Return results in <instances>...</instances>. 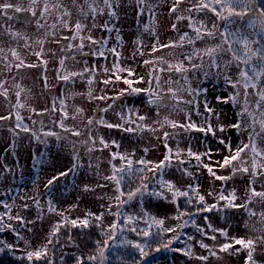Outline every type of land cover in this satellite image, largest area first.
<instances>
[{
    "label": "rangeland",
    "instance_id": "rangeland-1",
    "mask_svg": "<svg viewBox=\"0 0 264 264\" xmlns=\"http://www.w3.org/2000/svg\"><path fill=\"white\" fill-rule=\"evenodd\" d=\"M5 2L14 6L19 5L22 9L29 8V0H0V4ZM46 2L49 10L41 16L40 13ZM96 2L103 7L102 0H96ZM150 2L156 5L154 16L146 8L140 11L135 0H113L116 12L114 17L109 16L108 10L105 9L103 15L97 13L93 18L89 14L85 18L81 15L79 7L84 5L87 10L84 0H76L75 4L73 0H38L34 6L35 16L31 11L17 13L14 8L0 12V49L3 50L0 52V92L7 90V97L0 95V117H9L0 120V215L19 214L25 220L34 221L25 228H21L17 221H8L17 228L23 239H19L11 230L6 229L0 232V240L14 246L11 249L12 252L26 254L27 251H35L47 243V237L53 225L62 220V216L56 212H48L49 201L58 212H62L67 217L82 219L87 212L95 215L104 213L102 221L107 227L115 221L120 227L117 229L115 242H110L112 246L107 250L108 252L117 250V246H126L122 244L125 239L143 243L144 238L130 229L133 226L138 229L147 228V224L140 219L145 211L158 219H163V228H174L189 217L184 216L181 221L174 219L177 214V201L175 204L171 202L172 193L166 188H161L159 183L161 179L171 181L175 188L180 190H187L189 185L198 186V194L204 196V204L207 205L217 204V196L220 193L227 197L235 190V203L241 205L247 203V209H225L226 201L221 200L218 203V209L223 211L195 212L192 219L197 226L204 229L207 235H202L191 223L183 229L177 228L176 232H167V239L162 238L164 243L177 234L179 238L174 240L167 249L160 247L155 257H152L151 264H246L248 250L234 244L228 251L220 252L219 246L230 243L233 237L255 239L257 236H264V221L261 220V214L264 213V201H261L259 197H253L252 202L248 203L250 188L258 192L264 191V169H257L258 175L255 177L251 175L252 154L250 151L241 154L242 159L247 161L246 166L249 172L237 174L227 181L216 180L203 167L204 164H208L216 175L231 177L232 167L220 168L217 162L223 161L225 156L231 154L225 144H229L234 152L237 147L249 143L250 134L255 136L257 148L264 150V132H260L258 124L254 132L247 116L243 117L240 131L231 127L240 119L237 113L244 105L243 89H239L241 94L236 104L231 101L224 102L230 94L234 95L238 91L225 80V75L233 81L238 78L239 69L236 63L228 68L224 67L225 62L231 60V54L219 53L216 59L220 67L213 68L210 67L208 56L202 58L194 56L191 62L186 60L185 55L191 54L193 48L186 42L182 48H162L158 52H152V45L157 42V38L160 44H168L169 41H178L180 35L189 31L188 20L178 21L177 16L191 15L198 21L203 20L209 29L212 28L213 23H216L221 31L224 28V22L218 21L216 16L207 10L189 13L187 9L196 3V0H183L177 12L173 14H169V8L174 0H150ZM57 3L60 5L59 8L54 7ZM65 10L70 13L69 16L63 15ZM20 13L26 14L27 19L22 20L17 15ZM248 19L237 20L236 24L230 26V30L234 31L237 27H241L244 34L252 38H262L258 35L259 24L257 23L254 31L248 27ZM63 21H67L68 28L64 27ZM77 21L85 25L80 36L91 35L97 41H106L103 56L91 54L99 49L98 44H91L84 39L83 49H78L77 46L81 43L80 38L70 39L74 34V25ZM106 22L113 29L112 31L100 27ZM93 23L97 27H93ZM174 23L176 30L172 29ZM52 25H55V28ZM144 25H148L150 29L154 28L155 35H152L150 31H144ZM13 32L20 35L13 36L11 34ZM65 37L69 39H64ZM137 37L142 40V44L134 43ZM40 41H43L42 45ZM220 43L221 39L217 32L215 38L196 41L194 46L197 49H204ZM69 44L73 47L68 48ZM113 48L116 53H119L118 57L110 51ZM13 49L17 52L19 59L12 56ZM41 49L42 55L38 58L35 53L40 52ZM141 51L143 55L140 54ZM158 57L173 64L182 62L188 71L177 73L174 68L169 71L168 63H159ZM61 59L64 60L62 69ZM146 60L155 61V63L145 64ZM20 61H23L24 65L35 64L37 67L22 66L17 69L16 65ZM41 61H47V64L44 65ZM117 62L121 68L132 69L134 75L128 77L126 71L115 73L113 65ZM192 64L202 65V67L192 68ZM85 68L88 71H85ZM58 69H60L59 73ZM105 69L108 71L106 72ZM67 72L83 73V76L72 77L67 82L57 79L58 74L64 75ZM149 73L152 75L150 76ZM116 74L121 76L120 81L115 80ZM157 75L160 77L159 87L155 80ZM140 77H143V81L134 83L133 87L147 88L151 80L152 88L157 94L166 97L165 106L158 108L156 105H149L148 97L143 92L128 94V85L123 83V79L129 78L136 81ZM90 79L91 84L88 82ZM107 79H111L113 83L105 85L103 81ZM169 88L176 92L178 100L171 98ZM190 89L193 91L190 92ZM89 90L92 97L106 98H89ZM121 90H126L122 96L119 95ZM195 90L201 91L197 95ZM248 91L253 92L251 88ZM17 92H19V102L23 105L20 108L16 107ZM113 97L118 98L112 99ZM217 97H221V100L218 101ZM255 99V96L249 97V109L259 118ZM61 100H63V107ZM205 102L213 110L211 113L205 111ZM108 105L111 107L109 108ZM105 108L107 111H101ZM77 109L82 111L77 112ZM261 109L264 110V104L261 105ZM17 112L22 117V124L26 125L29 131L25 132L16 126ZM63 113H66L62 121L64 128L60 127ZM140 116L146 119L141 121ZM89 118L93 119L91 125L87 123ZM100 118L113 125H123V128H108L96 123ZM165 118L180 124H186L190 119L191 122L205 128L210 124L215 134L173 129L164 123ZM220 125L224 126L223 132L219 130ZM128 127L136 131L131 133L124 131V128ZM65 128L69 131H65ZM71 130L79 131L80 135H73ZM48 131L58 133L62 139L57 140L55 136L45 137L43 133ZM165 132L169 133L167 144L172 149L171 166L164 168L162 174L160 171L145 170L139 174L142 178L137 177V181L149 185V192H161L162 197L148 193L143 196L138 194L133 200L118 208L114 199L117 195L115 184L103 179L112 174L113 165L121 166L119 157L113 160L112 154L127 155L133 160L135 168L143 167L135 164V161L140 159L158 163L167 151L164 147ZM33 133L36 135L34 136ZM101 137L109 147L105 148L100 144ZM45 140L46 143L42 142ZM220 140H223L225 144H221ZM113 141L115 144L112 143ZM89 148L92 151H89ZM189 148L193 153L206 154L201 156L200 164L187 155ZM177 149L180 150V159H183V164L175 156ZM257 160L260 162L259 158ZM74 164L76 168L69 171L73 169ZM234 165L239 167L238 162H234ZM185 169L191 175H185ZM61 172L68 174L59 176L52 185L46 187L47 182ZM86 185L91 190L85 191ZM128 189H130L128 184H123V190L127 192ZM195 197L197 196L194 194L193 198ZM122 199L126 200L127 197ZM35 200L39 201V207L36 206ZM5 204L9 207L6 208ZM25 204L28 205L27 209L24 208ZM109 205H111L110 212ZM203 206L198 205L199 208ZM249 210L255 215L250 216ZM118 211L122 213L119 219L113 215ZM123 216H134L137 219L125 224ZM209 224L214 229L226 230L228 238L225 239L219 232H213L208 227ZM253 227L256 231H253ZM29 228L31 231H28ZM212 235L216 236V240L208 238ZM189 236L192 237L191 240ZM105 238L103 237L102 240ZM25 240L29 242L27 245ZM198 241L209 245L217 252V256L209 255L208 250L202 249ZM58 244L62 247L66 245L64 239L61 244ZM187 245L192 247L191 258L179 251L185 249ZM196 256H208V260L200 261L195 259ZM253 260L255 264H264V242H256Z\"/></svg>",
    "mask_w": 264,
    "mask_h": 264
},
{
    "label": "snow or ice",
    "instance_id": "snow-or-ice-1",
    "mask_svg": "<svg viewBox=\"0 0 264 264\" xmlns=\"http://www.w3.org/2000/svg\"><path fill=\"white\" fill-rule=\"evenodd\" d=\"M183 2V0H174V3L172 6L169 8V14H173L177 12L179 5ZM38 3V0H29V8L28 9H22L19 5H12L11 3L5 2L3 4H0V12H6V10L10 8H14L15 12H21V11H31L32 15L35 16V10L34 6ZM73 3H76V0H73ZM136 5L140 9V11H143L145 8L153 14L154 13V8L155 4L150 2V0H135ZM84 4L87 6V10H85L84 5H80V11L81 15H83L85 18L89 16V14L92 15L93 18L97 15V13L103 15L105 9H107V14L109 16H116V12L114 10V4L113 0H102V5L101 7L99 4H97L96 0H84ZM117 7L119 6L118 4L116 5ZM54 7L59 8L60 5L57 3L54 5ZM49 10V5L47 2L44 4V8L41 11V16L44 15L45 12ZM204 10H207L209 12H212L218 21H223L224 22V28L223 30H219L218 25L216 23H213L212 28L209 29L205 22L203 20H196L194 19L191 15L189 16H177L176 19L179 20H188V27L192 30L194 35H189L188 32L183 33L180 35L178 41H169L168 44H160L159 40L157 38V42L152 45V52H158L162 48H177L180 47L182 48L185 44V42L188 45H192V53L191 54H186L185 59L188 60L189 62L192 61L194 56H200L201 58L203 56H208L210 59V67L213 68H219L220 64L217 63V55L222 52H227L231 54V60L226 61L224 64L225 68H228L230 65L233 63H236V66L239 69L238 72V78L237 80L233 81L231 80L230 77L225 75V80L227 83L231 84L233 88L238 89V91L233 95L230 94L227 99L224 100L225 103L231 101L233 104H236L238 102L237 98L240 96V91L239 89H243V96H244V105L242 110L237 113L238 117L240 119L236 124L231 125V127L236 128L237 131L241 130V125L243 123V117L247 116L251 124L250 126L253 127V131L255 132V126L258 124L260 132H264V110L261 109V105L264 104V6H258L255 3V0H196V3H194L190 8L187 9L189 13H192L195 11L196 13L203 12ZM226 13V14H225ZM64 16H69L70 13L65 10L63 13ZM139 15V13H138ZM245 18L248 19V27L253 29L254 31L256 30L257 23L259 24V31L258 35L261 36L262 38H252L250 35L244 34L243 30L241 27H237L234 31L230 30V26L236 24L237 20L244 21ZM9 19H12V17H9ZM64 27L68 28L69 25L67 21H63ZM53 28H55V25H52ZM85 25L81 23L80 21H77L76 24L74 25V34L70 38L72 40L77 39V37L80 38L81 43L77 46L78 49H83L84 44L83 40L87 39L91 44H98L99 49L97 51H93L91 54L92 55H104V44L106 41H97L92 38L91 35L87 37L80 36V32L83 30ZM93 27H97L95 23H93ZM103 29L107 31H112L113 29L109 27L108 23L106 22L105 24L101 25ZM172 29L176 30V24H172ZM144 31H150L152 35H155V29L152 28L150 29L148 25H144ZM217 32H219V36L221 39V43L217 44L215 46L211 47H206L204 49H197L194 45L196 41H203L205 38H215L217 35ZM13 36H19V33H11ZM64 39H69L68 37H65ZM117 40H120L119 35L117 36ZM41 45L43 44V41L39 42ZM135 44L139 45L142 44V40L137 37V39L134 41ZM73 45L69 44L68 48H72ZM3 50L0 49V52ZM12 51V56L15 59H19V56L17 52L13 49ZM117 57L119 56V53H116L115 48L111 49ZM141 55H143V52H140ZM35 55L39 58L42 55V49L40 52H36ZM157 60L159 63H168V70L171 71L173 68L177 73H184L188 71V68H186L182 62H177L175 64L171 62L165 61L162 57H158ZM256 62H253V61ZM42 64L46 65L47 61H41ZM145 64H150V63H155V61H149L146 60L144 61ZM60 65L61 69L63 68L64 65V60H60ZM10 67V65H8ZM22 66L24 67H37V65L32 64V65H24L23 61H20L19 64L16 65L17 69L21 68ZM202 65H197V64H192V68H201ZM113 68L115 70V73H119L122 71H126L128 73V77H132L134 75V72L132 69H124L121 68L119 63L117 62L116 64L113 65ZM58 73L60 72V69L57 70ZM85 71H88L87 68H85ZM107 72L108 69H105ZM160 71H163V69H160ZM151 76L152 74L149 73ZM207 75V73L205 74ZM76 76H83V73H76V72H67L64 75H59L57 76L58 80H63L65 82L69 81L70 78L76 77ZM159 79L160 77L157 75L155 76V80L157 82V87H159ZM115 80L120 81L121 76L116 74L115 75ZM143 81V77H140L138 80L133 81L129 78H124L123 83L128 85V94H139L141 92L145 93L148 97V104L149 105H156L158 108L163 107L166 105V97L158 95L157 92L152 88V81L149 80V86L147 88H139V87H133L134 83H140ZM89 84L92 83L91 79L88 81ZM185 82H187V79L185 77ZM103 83L105 85H108L109 83H113L111 79L104 80ZM19 87V86H17ZM47 87V85H46ZM252 89L253 92L249 93V89ZM126 90H121L120 96L124 95V92ZM169 93H171V98L173 100H178V97L176 95V92L173 91V89L169 88L168 89ZM190 92L193 90H189ZM197 92V95L201 90H195ZM206 91V90H203ZM0 95H3L7 97V90H4L3 92H0ZM17 104L16 107L20 108L23 107L22 104L19 102V92H17ZM89 98H94V99H105L106 97H92L91 90L88 92ZM250 96H255L256 99L254 101L256 105V112L259 113V118L256 116V114L249 109V97ZM118 97H113L112 99H117ZM218 101L221 100V97L216 98ZM187 103H192V101H187ZM61 106L63 107V100H61ZM110 108L111 105H108ZM53 111H55V107H53ZM81 109H77V112H81ZM101 111H107V108L101 109ZM205 111L211 113L213 110L208 107L207 102H205ZM66 117V113L62 114L61 117V123L60 127L64 128L63 125V119ZM9 117H0V120H5L8 119ZM219 118V117H217ZM146 119L144 116H140L139 120L143 121ZM16 122H17V127L21 128L23 131L27 132L29 131L28 127L26 125L22 124V117L19 115V113H16ZM89 125L93 123V119L89 118L88 122ZM98 124H102L108 128H113V127H120L123 128V125H113L110 123H107L106 121L103 120V118H100L99 120L96 121ZM164 123H167L170 127L173 129L180 128L183 129L185 132L195 130L199 132H205L206 134L208 132L215 134L213 131L212 126L209 124L207 128L204 126H198L195 123L191 122L189 119L188 123L186 124H180L176 121L168 120L165 118ZM65 131H69V129L65 128ZM141 131L143 129H140ZM219 130L223 132L224 126L220 125ZM73 135L79 136L80 132L71 130ZM124 131L126 132H134L136 129H133L131 127L124 128ZM152 131H155V129H152ZM35 136L36 133H33ZM45 137L47 136H55L57 140L62 139V137L55 132L48 131L43 133ZM256 135H259V133H256ZM169 136V133L165 132L164 137H165V144L164 147L167 149L164 158L160 160L158 163H154L152 161H148L146 159H140L138 161H135V164L142 165L143 167L141 168H135L133 166L134 162L132 159H130L127 155H122L120 153H113L112 158L113 160L119 157L121 160V166L116 167L115 165L112 166V174L109 176L103 177L104 180L110 181L115 184V191L117 192V195L114 197L115 201L117 202V207L119 208L125 203L130 202L133 200L138 194L143 196L145 193H148L152 196L156 197H162L161 192H149V185L146 183L141 182V184L134 188L130 189L129 191L125 192L123 190V184L126 179H130L131 177L136 176L137 174H142L145 170L147 171H160L161 174L163 172V169L166 167L171 166L172 162V149L168 147L167 144V137ZM91 139V137L89 138ZM46 143L47 141H42ZM221 144H225L223 140L219 141ZM115 144V141L112 142ZM100 144H102L105 148L109 147L108 143L104 141L103 137L100 138ZM119 147L118 145H116ZM225 147L228 149V151L231 153L228 156H225L223 161L217 162L220 168H225V167H232V176H220L216 175L214 172L213 168L208 165L204 164L203 167L207 169L209 175L214 176L216 180L220 181H227L228 179H231L232 177L236 176L237 174H244L249 172V168L246 166L247 161L243 160L241 157L242 153H245L246 151H250L251 155V175L253 177L258 175L257 169H264V150H260L257 148L256 142H255V136L250 134L249 135V143L243 144L242 147H237V149L233 152L231 149V146L229 144H225ZM89 151H92L91 148L88 149ZM147 151V149H145ZM187 155L189 157H193L198 164L201 163V156L206 155V154H198V153H193L191 148L188 149ZM175 156L177 159L180 160V163L183 164L184 161L183 159H180V150L177 149ZM257 158H259L260 162H258ZM234 162L239 163V167L234 165ZM42 163V161L40 162ZM151 165V167H149ZM76 168V165H73V169H70L69 171H73ZM185 175H191L190 172H188L186 169L184 170ZM68 173L67 172H61L58 174V176L53 177L47 182L46 187L52 185L56 179L59 178V176H66ZM161 188L164 189L166 188L168 191L172 193V203H176V199L178 197H189L190 192L195 194L198 198L195 200L196 204H204V196L198 194V186L193 187L192 185H189L188 188L189 190H180L175 188V186L172 184L171 181H164L161 179L159 181ZM103 187V185H101ZM85 191H89V187L86 185L84 188ZM209 195H213L212 193H209ZM127 197V199H122V197ZM253 197H259L261 201H264V191H256L254 188L249 189V196H248V203L252 202ZM226 201L224 208L225 209H230V208H245L247 209V203L246 204H236V195H235V190H233L229 195L226 197L223 195V193H220L217 196V204H212V205H207L204 204L203 208H197L196 212H209L213 210H220L223 211V209H218V203L219 201ZM36 206L39 207V201L35 200ZM189 204L193 203V200L191 198L188 199L187 201ZM5 207H9L7 204H5ZM28 205L25 204L24 208L27 209ZM111 205H109V212H110ZM48 212L53 213L56 212L58 215L62 216V220L57 222L56 224L53 225L51 231L48 234L47 237V243L43 245L41 248L35 250V251H27L26 252V259L29 261V264H32L33 259L35 260H40L43 257H46L48 254V245L58 243L59 242V236L58 233L60 232V229L62 227H66L69 224L71 227H83V228H88L91 221L94 220L97 222L96 226L98 228H101L102 234L106 237L103 240V243L101 244L99 241L96 242V254L94 255H89L87 257V261L89 264H105V261L107 259L105 253L106 251L112 246L110 242H115L116 237H117V229L120 227L115 221L108 227L107 230L103 229L102 227V219L104 213H101L100 215H95L91 212L85 213V218L84 219H69V217L65 216L62 212H58L57 208L49 201V207H48ZM113 214V213H110ZM196 213H190L187 211H180L179 208H177V214L174 217V219H177L178 221H181V218L184 216H188V220H182L178 225L174 228H163L164 220L163 219H158L155 216H152L150 213L145 211L143 213V216L140 217V219H143V221L147 224V228H137L133 226L130 230L133 232H136L137 235H140L144 238V242H133L131 240H123L122 244L124 245H129L133 249L137 250L140 255V260H137L134 262V264H141L143 261V258L146 257L148 253V249L150 247L151 239L153 237V232L151 231L154 227L158 229V231L155 233V235L159 236L163 232H176L177 228L183 229L188 226L189 223H191L194 227L197 228V231L201 232L202 235H207V233L204 231V229L200 226H197L195 223V220L192 219V217ZM5 215H0V232H4L6 229L11 230L19 239H23V236L20 234V232L15 228L11 223H8V221H17L20 225L21 228L27 227L28 224L34 223V221L31 220H25V218L19 214L15 216L7 215V220H5ZM113 215L117 216V219L121 218L122 213L119 211L117 213H114ZM249 215H255L254 212L249 210ZM91 218V219H90ZM124 223L129 224L132 223L137 219V217L134 216H123ZM205 220L207 222V217H205ZM261 220L264 221V213L261 214ZM209 228L212 229L213 232H219L221 236L225 237V239L228 238L227 231L224 229H214L212 228L211 224L208 225ZM122 230V229H121ZM28 231H31L29 228ZM253 231H256L255 227H253ZM179 238V234L176 236H173L171 239H169L166 243H162L161 245L157 246L155 249L156 251L160 250V247H163L165 249L169 248L170 245H172L174 240H177ZM209 239L216 240V236L212 235L208 237ZM192 237L189 236V240H191ZM69 240L71 241V236H69ZM264 242V236H257L255 239L248 238H235L233 237L230 243H224L219 246V251L220 252H226L229 249L233 247V245H240L241 248L248 250L247 254V260L246 264H255V261L253 260V252L255 251V245L256 242ZM25 244L27 245L29 242L27 240L24 241ZM200 247L202 249L208 250L209 255L211 256H217V252L214 251L212 248L209 247V245L203 243L202 241H198ZM14 246L12 244H8L5 241L0 240V251H3L4 248L12 249ZM174 251L176 249H173ZM239 250V249H238ZM179 251L183 252L184 255L188 257L193 256L192 252V247L191 245H187L185 249H180ZM195 259L200 260V261H207L208 256H196ZM49 264H51V261H49ZM76 264H84V257L77 256L76 257Z\"/></svg>",
    "mask_w": 264,
    "mask_h": 264
},
{
    "label": "trees",
    "instance_id": "trees-1",
    "mask_svg": "<svg viewBox=\"0 0 264 264\" xmlns=\"http://www.w3.org/2000/svg\"><path fill=\"white\" fill-rule=\"evenodd\" d=\"M255 3L258 6H264V0H255ZM187 32L189 33V35H194L191 29H189V31ZM137 177L142 178V176H139L138 174L134 177H131L130 179H126L124 181V184H128L130 189L138 187L141 183L137 181ZM187 190H189V188ZM189 192V197H178L176 199L177 208H179L180 211L195 213L196 209L199 208L198 205L200 204L195 203L197 197L193 198L194 194L191 193L190 190ZM190 197H192L191 199L193 200L192 204H189L187 202ZM201 205L203 206V204ZM77 218L80 217H69V219ZM84 218L85 217L82 216V219ZM96 224L97 222L92 220L88 228L71 227L70 224L66 227H62L60 229V232L58 233V243L61 244L64 239L66 245L63 247L59 246L58 243L50 244V246L48 245L49 250L47 256L41 258L40 260H35L34 258L32 264H49V261H51V264H76V257L81 255L84 257L85 264L89 255L96 254V242L99 241L100 243H102V239L103 237H105L101 232V228H98ZM102 227L105 230L108 229L107 225L103 221ZM151 231L154 235L152 238H150L151 243L148 249L149 254L143 258L141 264H151L152 257L154 258V255L157 254V251L155 249L157 248V246L164 243L162 238L167 239V232H163L161 235L157 236L155 235V233L158 231L157 228L154 227ZM69 236H71V241L69 240ZM105 255L107 257L105 264H134L135 261L140 260L139 252L129 245L117 246V250H112L111 252L107 251ZM0 264H29V261L26 259V254L20 255L12 252L8 248H4L3 251H0Z\"/></svg>",
    "mask_w": 264,
    "mask_h": 264
},
{
    "label": "water",
    "instance_id": "water-1",
    "mask_svg": "<svg viewBox=\"0 0 264 264\" xmlns=\"http://www.w3.org/2000/svg\"><path fill=\"white\" fill-rule=\"evenodd\" d=\"M18 16H19L22 20H26V19H27V16H26V14H24V13H20V14H18Z\"/></svg>",
    "mask_w": 264,
    "mask_h": 264
},
{
    "label": "flooded vegetation",
    "instance_id": "flooded-vegetation-1",
    "mask_svg": "<svg viewBox=\"0 0 264 264\" xmlns=\"http://www.w3.org/2000/svg\"><path fill=\"white\" fill-rule=\"evenodd\" d=\"M18 15V14H17Z\"/></svg>",
    "mask_w": 264,
    "mask_h": 264
}]
</instances>
